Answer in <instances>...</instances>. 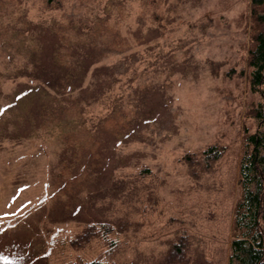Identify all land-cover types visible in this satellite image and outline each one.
I'll return each mask as SVG.
<instances>
[{"label":"rangeland","instance_id":"374dc122","mask_svg":"<svg viewBox=\"0 0 264 264\" xmlns=\"http://www.w3.org/2000/svg\"><path fill=\"white\" fill-rule=\"evenodd\" d=\"M257 28L251 0H0V264H227Z\"/></svg>","mask_w":264,"mask_h":264},{"label":"trees","instance_id":"16d2710c","mask_svg":"<svg viewBox=\"0 0 264 264\" xmlns=\"http://www.w3.org/2000/svg\"><path fill=\"white\" fill-rule=\"evenodd\" d=\"M252 15L258 28L248 54L252 90L264 86V0H251ZM258 125L246 130L238 166L239 194L234 204L232 237L227 264H264V104L255 107ZM223 150L212 145L205 157H220ZM86 264H102L90 261Z\"/></svg>","mask_w":264,"mask_h":264}]
</instances>
